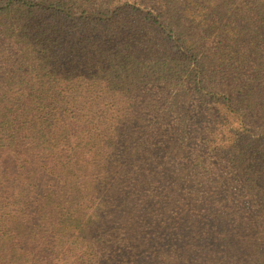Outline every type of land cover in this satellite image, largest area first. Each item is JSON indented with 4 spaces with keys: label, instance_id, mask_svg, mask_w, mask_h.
<instances>
[{
    "label": "trees",
    "instance_id": "obj_1",
    "mask_svg": "<svg viewBox=\"0 0 264 264\" xmlns=\"http://www.w3.org/2000/svg\"><path fill=\"white\" fill-rule=\"evenodd\" d=\"M0 264H264V0H0Z\"/></svg>",
    "mask_w": 264,
    "mask_h": 264
},
{
    "label": "rangeland",
    "instance_id": "obj_2",
    "mask_svg": "<svg viewBox=\"0 0 264 264\" xmlns=\"http://www.w3.org/2000/svg\"><path fill=\"white\" fill-rule=\"evenodd\" d=\"M5 160H6V162H10L9 159H7V158Z\"/></svg>",
    "mask_w": 264,
    "mask_h": 264
}]
</instances>
